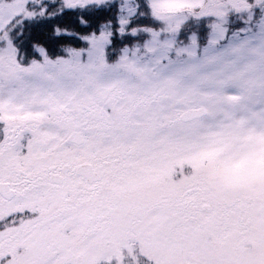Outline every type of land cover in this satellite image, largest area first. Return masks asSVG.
<instances>
[{
	"label": "snow or ice",
	"instance_id": "1",
	"mask_svg": "<svg viewBox=\"0 0 264 264\" xmlns=\"http://www.w3.org/2000/svg\"><path fill=\"white\" fill-rule=\"evenodd\" d=\"M0 264H264V0H0Z\"/></svg>",
	"mask_w": 264,
	"mask_h": 264
}]
</instances>
